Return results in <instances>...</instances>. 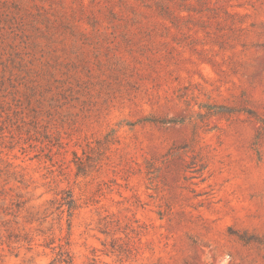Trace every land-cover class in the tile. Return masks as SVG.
Returning a JSON list of instances; mask_svg holds the SVG:
<instances>
[{
    "label": "rangeland",
    "instance_id": "obj_1",
    "mask_svg": "<svg viewBox=\"0 0 264 264\" xmlns=\"http://www.w3.org/2000/svg\"><path fill=\"white\" fill-rule=\"evenodd\" d=\"M0 188L74 192L73 264H264V0H0ZM36 228L0 264H61Z\"/></svg>",
    "mask_w": 264,
    "mask_h": 264
},
{
    "label": "trees",
    "instance_id": "obj_2",
    "mask_svg": "<svg viewBox=\"0 0 264 264\" xmlns=\"http://www.w3.org/2000/svg\"><path fill=\"white\" fill-rule=\"evenodd\" d=\"M31 91L33 92L32 95L36 96L38 87L33 88ZM39 104H42V102ZM28 117H31L34 122L38 124L41 122L42 114L36 112L33 115H28ZM75 156V164L78 173H85L87 163L77 154ZM13 192L14 190L12 188L9 190L0 188V243L12 247L15 244L25 242L29 244V246H32V243L35 241L32 229L35 224H38V228H36L35 231L43 236L47 235L44 247L52 248L53 251H57L58 260L61 264H73V259L69 250L70 242L68 237L61 235L57 238L52 231L54 230L55 223H57L59 224V230L63 233L64 228L62 222L66 213L68 215L67 222L70 230L71 218L74 212L80 207L74 192L72 190L62 191L60 198L56 197L54 200H51L52 209L48 210L50 215H46L45 217H38L37 213L32 212L23 215L28 201L24 199L22 194H13ZM59 195L60 194H58V196ZM53 209L54 211H52ZM55 214H57L56 217H54ZM51 216H53V218H51L52 226L49 229L50 233H48L44 229H41V227ZM27 225L31 226L30 230H28ZM121 229L122 227H120L118 221H105V223H103L100 232L105 235L107 239L111 238L110 242H103V246L105 247L103 254L107 256H117L121 259H123L124 256L127 258H137L140 255V250L136 246V238H140L142 233L132 225H127V227L125 226L124 228L125 239H123L121 237H116L117 232ZM132 234L135 235V237H133ZM64 240H66L65 243Z\"/></svg>",
    "mask_w": 264,
    "mask_h": 264
}]
</instances>
